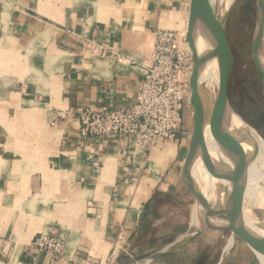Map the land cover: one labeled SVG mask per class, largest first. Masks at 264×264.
<instances>
[{
    "label": "crops",
    "instance_id": "crops-1",
    "mask_svg": "<svg viewBox=\"0 0 264 264\" xmlns=\"http://www.w3.org/2000/svg\"><path fill=\"white\" fill-rule=\"evenodd\" d=\"M188 10L189 0H0L2 264H46L39 233L61 236L67 258H126L153 195L181 182L184 131L144 151L127 135L80 139L77 115L132 104L156 31L182 40ZM228 252L216 264L242 254L256 264L249 249Z\"/></svg>",
    "mask_w": 264,
    "mask_h": 264
},
{
    "label": "water",
    "instance_id": "water-1",
    "mask_svg": "<svg viewBox=\"0 0 264 264\" xmlns=\"http://www.w3.org/2000/svg\"><path fill=\"white\" fill-rule=\"evenodd\" d=\"M235 1L232 0L227 9L221 15H217L213 14L208 0H189L185 40L191 55L187 97L191 114L187 150L179 177L194 197L198 225L193 227L190 222L187 230L171 243L145 253L128 256L121 264H150L175 254L206 229L237 234L255 255L256 251L264 254V208L251 211L252 218L257 221L254 224H257L258 230H255L246 220L245 207L239 195V184L244 179L247 159L240 147L244 139L242 127L241 125L237 127L234 120L238 119L237 121L241 123L246 121L233 108L227 92L233 56L225 35V25ZM254 15L250 53L261 78L264 105V58L261 53L264 36V0H255ZM199 39H203L204 43L207 41L204 49L199 48ZM212 58H216L217 61L218 84L216 87H207L201 76L206 63ZM207 126L217 145L216 157L210 154L205 142L204 129ZM198 159L206 172L219 180L213 199L206 197L192 175L191 170ZM217 216L223 217L222 222L217 220Z\"/></svg>",
    "mask_w": 264,
    "mask_h": 264
},
{
    "label": "rangeland",
    "instance_id": "rangeland-1",
    "mask_svg": "<svg viewBox=\"0 0 264 264\" xmlns=\"http://www.w3.org/2000/svg\"><path fill=\"white\" fill-rule=\"evenodd\" d=\"M254 14L255 0H236L227 18L225 35L233 56V67L228 80L227 92L233 108L264 139V105L261 78L254 67L250 53ZM261 45V53L264 58V36ZM190 114L188 100H186L183 110V131L186 146ZM242 144H240V147ZM241 150L247 159V166H249L248 164H254L263 157L262 154L257 152L255 161L248 146L242 145ZM254 167L245 170V175L249 176L251 182L255 180L256 170ZM258 187L256 186V188ZM257 208L260 207H253L251 211ZM194 212H196L194 197L182 182L170 187L165 192L155 193L150 208L141 217L139 233L136 234L131 247L128 248L126 258L171 243L187 230L190 222L192 224ZM218 219L221 221L223 217L217 216ZM230 241L231 246L228 243ZM239 247L249 249L255 263L261 264L254 252L237 234L213 229H206L182 250L168 258L165 256L161 259L175 264H216L225 248V251L231 253ZM236 257V259L233 258L231 264H248L249 259L245 255L242 254ZM0 264H2L1 261Z\"/></svg>",
    "mask_w": 264,
    "mask_h": 264
},
{
    "label": "built area",
    "instance_id": "built-area-1",
    "mask_svg": "<svg viewBox=\"0 0 264 264\" xmlns=\"http://www.w3.org/2000/svg\"><path fill=\"white\" fill-rule=\"evenodd\" d=\"M85 47L91 48L89 44ZM190 71L191 55L185 37L179 40L174 30H157L135 101L115 108L83 107L77 115L78 137L86 140L127 135L133 147L144 151L158 142L176 140L183 132ZM61 117L63 113L52 114L51 125ZM32 244L47 255L46 264H108L117 257L112 251L103 259L67 258L64 239L47 233H39Z\"/></svg>",
    "mask_w": 264,
    "mask_h": 264
},
{
    "label": "bare ground",
    "instance_id": "bare-ground-1",
    "mask_svg": "<svg viewBox=\"0 0 264 264\" xmlns=\"http://www.w3.org/2000/svg\"><path fill=\"white\" fill-rule=\"evenodd\" d=\"M232 0H208V4L213 14L221 15L228 7ZM186 31V28H185ZM185 35V33H184ZM207 46V41H203V39H199V48L204 49ZM202 81L205 83L207 87H216L218 84V69H217V61L216 58H212L205 65L204 71L201 76ZM238 120V119H237ZM234 120V124L238 127L241 125L242 134L244 135L243 144L246 147H249V150L252 151V156L255 159V155L257 152L262 154V158L254 162V164H248L246 166V171L249 168H255L256 173L254 175L255 180L251 182L248 175H244V179L242 183L239 184V195L241 197V201L243 206L245 207L244 213L246 214V220L249 223L250 227L257 229V221L254 220L251 216V208L253 207H264V139H262L256 131L246 122L241 123L240 121ZM204 138L207 145V148L211 155L217 156V145L214 141L213 136L209 130V127H205L204 129ZM241 145V147H242ZM245 153V152H244ZM248 154V152H247ZM256 161V159H255ZM252 166V167H251ZM192 175L197 181V183L202 188L204 194L208 199H213L216 193L217 185L216 183L219 181L217 177H213L209 175L204 169L201 161L198 159L192 168ZM256 186H259L256 188ZM220 192V191H219ZM222 195V193H220ZM192 226H197V216L196 212L193 213ZM229 241V240H227ZM229 246H231V241ZM228 245V244H226ZM225 245V247H226ZM227 248V247H226ZM225 248V249H226ZM230 248V247H228ZM224 249V251H225ZM256 255L261 264H264V254L262 252L256 251Z\"/></svg>",
    "mask_w": 264,
    "mask_h": 264
},
{
    "label": "trees",
    "instance_id": "trees-1",
    "mask_svg": "<svg viewBox=\"0 0 264 264\" xmlns=\"http://www.w3.org/2000/svg\"><path fill=\"white\" fill-rule=\"evenodd\" d=\"M137 233H139V231H138ZM169 256H171V255H168L167 258H168Z\"/></svg>",
    "mask_w": 264,
    "mask_h": 264
}]
</instances>
